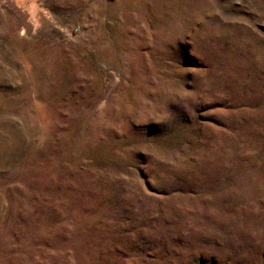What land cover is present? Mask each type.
I'll return each mask as SVG.
<instances>
[{
  "label": "rangeland",
  "instance_id": "1",
  "mask_svg": "<svg viewBox=\"0 0 264 264\" xmlns=\"http://www.w3.org/2000/svg\"><path fill=\"white\" fill-rule=\"evenodd\" d=\"M0 264H264V0H0Z\"/></svg>",
  "mask_w": 264,
  "mask_h": 264
}]
</instances>
